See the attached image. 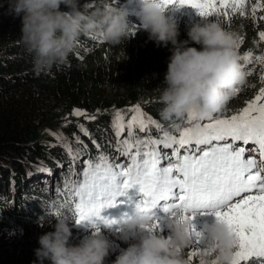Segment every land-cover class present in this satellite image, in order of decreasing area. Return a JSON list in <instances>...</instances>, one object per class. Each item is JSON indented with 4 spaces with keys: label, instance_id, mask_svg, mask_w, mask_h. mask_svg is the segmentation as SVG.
<instances>
[{
    "label": "trees",
    "instance_id": "trees-1",
    "mask_svg": "<svg viewBox=\"0 0 264 264\" xmlns=\"http://www.w3.org/2000/svg\"><path fill=\"white\" fill-rule=\"evenodd\" d=\"M103 2L129 9V21L137 26L133 25L134 36L113 46L98 43L100 38L82 35L64 63L54 64L37 75L33 70L34 56L21 42L20 18L9 11L6 0H0L4 3L0 8V264H32L39 236L54 231L57 216L73 220L69 221L71 243H78L87 235L89 231L83 230L90 227L88 222L77 225L73 213L60 207L64 195L56 190L63 191L62 184H71L69 147L79 148L84 153L81 159H87L89 153L97 154L95 141L104 153L113 158L118 155L111 127L117 110L125 114L127 121L131 115L127 109L139 105L145 117L160 126L159 129L151 126L153 137L158 138L164 131L174 132L172 125L176 123L160 116L163 105L157 90L163 87L172 45L158 46L139 28L134 15L136 0L131 4L128 0ZM80 3L84 10L92 11L102 5V0H80ZM176 21L178 41L187 40L192 22ZM228 21L218 18L216 22L243 37H240L246 46L243 51L251 52L253 57L264 55V43L256 36L257 30L264 29V21L253 23L239 14ZM243 69L246 81L239 86V94L224 107L229 114L242 108L262 86L259 77L264 74V65L253 59ZM249 70L251 75L247 74ZM73 109L95 119L73 116ZM185 120L179 122L181 127L186 126ZM82 128L89 134L85 135ZM78 140L82 143L78 144ZM49 143L57 148L48 147ZM33 166L52 170L55 179L48 181L30 174ZM80 167L81 164H76L78 170ZM103 235L108 238L109 234ZM105 264H110L107 258Z\"/></svg>",
    "mask_w": 264,
    "mask_h": 264
},
{
    "label": "snow or ice",
    "instance_id": "snow-or-ice-1",
    "mask_svg": "<svg viewBox=\"0 0 264 264\" xmlns=\"http://www.w3.org/2000/svg\"><path fill=\"white\" fill-rule=\"evenodd\" d=\"M162 3L165 7H190L204 20L218 16L227 19L237 13L241 17L246 15V0H162ZM258 11H264V0L251 3L254 20ZM258 20L264 21V15ZM258 38L264 41V30L258 32ZM236 55L243 61L242 68H248L253 59L264 65V55L253 57L251 52ZM247 74L251 75V71ZM259 79L262 86L258 93L242 108L231 114L224 108L217 116L199 120L190 112L186 126L172 125L174 132L164 131L158 138L152 136L151 126L157 129L160 126L145 117L139 105L127 109L131 114L127 121L125 114L117 110L111 127L118 155L113 158L104 153L95 141L97 154L89 153L87 159H81L84 153L79 148L69 147L71 184L65 183L63 191L56 190L64 195L60 207L73 213L77 225L87 221L97 232L102 227L112 229L128 213L117 220L102 216L101 211L125 203L120 198L135 188L140 199L132 201L129 197L130 206L141 211L150 206L163 214L157 215L155 211L153 228H160L161 221L169 215L193 220L196 210L206 209L232 230L235 243L231 264H264V74ZM240 91L237 87L233 96ZM72 115L95 119L79 109H73ZM82 131L89 134L86 129ZM76 164H81L79 170ZM192 234L195 246L192 255H195L201 245V234L194 225Z\"/></svg>",
    "mask_w": 264,
    "mask_h": 264
},
{
    "label": "clouds",
    "instance_id": "clouds-1",
    "mask_svg": "<svg viewBox=\"0 0 264 264\" xmlns=\"http://www.w3.org/2000/svg\"><path fill=\"white\" fill-rule=\"evenodd\" d=\"M9 11L20 18L21 42L33 54V70L39 75L54 64L64 63L82 36L99 37L104 43L119 45L132 36L129 9L107 2L92 11L80 0H6ZM131 4L132 0H128ZM134 15L139 28L158 46L172 45L163 87L158 88L163 120L182 122L191 112L197 120L219 113L246 81V72L236 55V35L216 21L193 23L187 40L178 41L177 21L168 15L162 0H136ZM4 3H0V8ZM136 26V25H135ZM137 27V26H136ZM199 45V48L189 46ZM155 209L133 210L118 225L127 245L111 264H193L185 250L193 246V220L169 215L161 228H153ZM54 231L39 236L32 264H105L111 244L91 228V234L71 243L69 220L54 218ZM75 222V220H74ZM201 245L198 264H231L235 237L229 226L215 219L204 222L199 231Z\"/></svg>",
    "mask_w": 264,
    "mask_h": 264
},
{
    "label": "rangeland",
    "instance_id": "rangeland-1",
    "mask_svg": "<svg viewBox=\"0 0 264 264\" xmlns=\"http://www.w3.org/2000/svg\"><path fill=\"white\" fill-rule=\"evenodd\" d=\"M255 0H251V2H247L245 3V7H244V11L246 12V15L243 18H246L248 21L255 23L258 20V17L260 15H264V11H258L257 12V18L256 20H254L251 16V3H254ZM168 15L172 16L175 20H178V18H180L182 21H191L192 24L198 21H204V19H201L196 11L194 9H191L190 7H180L179 9H176L175 7L169 8L168 10ZM238 14V13H237ZM233 16V15H231ZM230 16V17H231ZM218 18H220L221 20L227 21V23H230L229 18H224L223 16H218V17H212L210 19L207 20H212V21H217ZM228 31V30H227ZM237 34V33H235ZM240 37L243 38L242 36H236V45H235V51L238 53V55H243L244 52V48L246 47L245 45H243L240 42ZM239 63H243L242 60H239ZM187 119V117H186ZM36 143V142H35ZM38 143V142H37ZM48 147L50 148H57V146L54 143H49ZM30 174L33 175H40L44 178H46L48 181H53L55 179V173L51 170H48L46 168H37L35 166H33V169L30 171ZM215 216L212 214H201V213H196L194 219H193V225L195 227L196 231H199L201 225L204 222H213L215 220ZM160 228L163 232V234H167V231L164 227L163 221H161L160 224ZM83 231H89L88 233H85L87 235L91 234V227H86ZM102 233H107L108 235V240L110 241L111 244V249H110V253L109 256L107 257L108 262L111 264V261H113L115 259V256L119 253V251L126 247L127 245L125 244V242L121 239L120 233L118 231H116L115 229H101ZM195 251V246L193 245L192 248L190 249H186L185 250V256L187 258L191 259L193 264H198V261L196 259V255H192V253Z\"/></svg>",
    "mask_w": 264,
    "mask_h": 264
},
{
    "label": "bare ground",
    "instance_id": "bare-ground-1",
    "mask_svg": "<svg viewBox=\"0 0 264 264\" xmlns=\"http://www.w3.org/2000/svg\"><path fill=\"white\" fill-rule=\"evenodd\" d=\"M62 185H64V184H62Z\"/></svg>",
    "mask_w": 264,
    "mask_h": 264
}]
</instances>
